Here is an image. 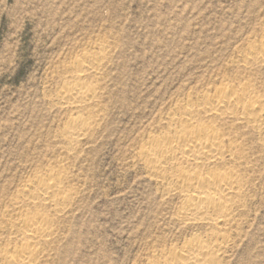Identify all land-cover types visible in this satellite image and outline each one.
Masks as SVG:
<instances>
[{
    "label": "rangeland",
    "instance_id": "1",
    "mask_svg": "<svg viewBox=\"0 0 264 264\" xmlns=\"http://www.w3.org/2000/svg\"><path fill=\"white\" fill-rule=\"evenodd\" d=\"M263 39L264 0H0V256L22 247L25 207L51 217L36 264H171L194 240L212 247V264H264L263 124L195 116L234 145L217 161L181 163L238 178L230 216L216 223L181 219L180 184L168 180L177 168L150 175L139 153L188 102L243 90L264 101V61L248 47ZM88 58L97 66L85 62L80 81L93 99L79 110L59 103ZM79 116L90 125L70 143ZM56 171L65 208L27 206Z\"/></svg>",
    "mask_w": 264,
    "mask_h": 264
},
{
    "label": "bare ground",
    "instance_id": "2",
    "mask_svg": "<svg viewBox=\"0 0 264 264\" xmlns=\"http://www.w3.org/2000/svg\"><path fill=\"white\" fill-rule=\"evenodd\" d=\"M248 47L255 54L261 56L263 58L262 60L264 61V39L260 40L257 44L255 42H251ZM87 56L90 57L89 54ZM85 62H89V64L92 65V68H96L97 66V64H95V62L89 58L82 62H77L81 66L76 75L78 81L74 83H66L58 94V99L60 101L59 103L70 106L76 110L83 108V105L86 104V102L90 99H93L92 97L94 95L93 88L80 81L83 79V74L90 70L91 67H88ZM100 64L98 63V65ZM188 103L183 107L180 106L181 110L178 116L174 117L173 115V123L176 125L174 126L172 124V128L169 127L170 129L168 130L170 134H165L161 137H154L148 146H142L140 152H138L142 155V157H144L143 159L146 161V168L152 173L151 174L149 172L150 175H161L162 178H165L166 169L168 167L177 168L176 173L173 174L172 172L171 179L168 180H174L175 184H180V193L183 200L182 210L180 213L181 219H198L201 220V223L202 221L216 223L221 220H227L230 214L227 212L228 210L226 211L224 209V207L226 202L233 199L232 197L234 195L239 194V187H236L235 185L238 178L233 176L234 174L231 175L224 172L218 174H216L217 172L201 174L197 169L193 171L181 169L182 162H188L195 167H199L204 163L222 159L223 153L226 152L225 146L229 147V151L234 148L232 142L228 141L227 145L226 141L221 136L224 132L221 133V130L219 131L218 126L220 128L222 125L217 126L212 120V123L210 124L208 121H206L208 123L202 122L201 120L195 121V116L199 113H201V115L205 113L206 117L208 114L213 117L223 118L226 117L225 115L230 114L236 115V117H238L240 120H244L255 125L263 124L264 126V101L261 100L259 95L249 92L248 90H243L238 94L233 91H221L218 93H213L212 95L205 97L202 100L201 106L198 108H194ZM230 115L228 116L230 117ZM75 118L74 120L70 121L64 132L65 137L70 143L78 142L85 134L87 127L90 125H88V120L86 121L80 116L77 119ZM169 168L167 169L168 171H170ZM61 175L62 174L59 171H56V173L52 172L47 178L38 179V181L35 183V186L33 187V191H31V196L27 201V206L32 205L34 207H41L43 211L44 207H50V209L51 207H54L56 210L58 208H65L64 206L66 203H69L68 201L71 197L69 194L65 193V191L63 192L59 189L60 181H63L60 180ZM21 193L22 192L20 191L17 197L18 200L16 202L19 201V197L22 195ZM24 196L27 197L26 195ZM25 200L23 199V201ZM18 210L21 212V214H19L21 216L18 218L19 221H17L19 222V226L22 227L21 229L23 231L19 238L22 247L16 248L13 245L11 247L9 244L8 245L10 247H5V245V248L2 251L3 255L0 257L2 258V262L4 264H36V255L38 252L35 246L37 244H41L40 242L44 241L46 239L45 237L50 233V225H52L50 224L51 217L49 215L43 214V211V213L39 212L40 210L30 211L31 208L29 209L24 207L23 209L19 208ZM54 212H52V214ZM13 221L15 220L13 219ZM16 223H14V225ZM17 230L20 231V228ZM201 242L199 240H194L188 244L186 243V246L184 245L185 247L179 253H177L176 256H174V259L172 257L171 264H212L215 260L213 257L214 251L212 250V247H206ZM218 248H220V246Z\"/></svg>",
    "mask_w": 264,
    "mask_h": 264
}]
</instances>
